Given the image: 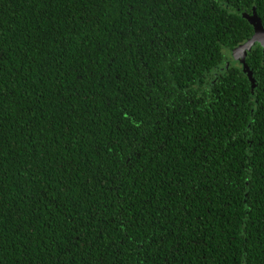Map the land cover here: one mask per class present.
Here are the masks:
<instances>
[{
	"label": "trees",
	"instance_id": "1",
	"mask_svg": "<svg viewBox=\"0 0 264 264\" xmlns=\"http://www.w3.org/2000/svg\"><path fill=\"white\" fill-rule=\"evenodd\" d=\"M245 15L264 0H0V264H264Z\"/></svg>",
	"mask_w": 264,
	"mask_h": 264
},
{
	"label": "water",
	"instance_id": "2",
	"mask_svg": "<svg viewBox=\"0 0 264 264\" xmlns=\"http://www.w3.org/2000/svg\"><path fill=\"white\" fill-rule=\"evenodd\" d=\"M245 17L252 24L255 25V34L247 43L236 48L233 51V57L236 61L240 62L244 66V71L249 73V77L251 81H253L252 73L249 71V67L246 64V57H247L248 51H250L256 43H259L260 45L264 47V27L262 26L260 20L258 19L256 15L252 17L245 15Z\"/></svg>",
	"mask_w": 264,
	"mask_h": 264
},
{
	"label": "snow or ice",
	"instance_id": "3",
	"mask_svg": "<svg viewBox=\"0 0 264 264\" xmlns=\"http://www.w3.org/2000/svg\"><path fill=\"white\" fill-rule=\"evenodd\" d=\"M252 123H255V120H253ZM137 126H138V125H137ZM249 126H251V124H250Z\"/></svg>",
	"mask_w": 264,
	"mask_h": 264
}]
</instances>
